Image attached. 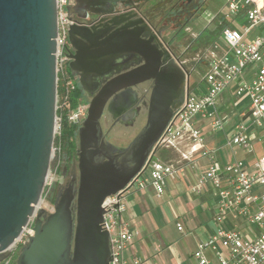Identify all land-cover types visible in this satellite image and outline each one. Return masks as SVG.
Here are the masks:
<instances>
[{
	"label": "water",
	"instance_id": "95a60500",
	"mask_svg": "<svg viewBox=\"0 0 264 264\" xmlns=\"http://www.w3.org/2000/svg\"><path fill=\"white\" fill-rule=\"evenodd\" d=\"M123 3V12H109L108 31L117 26L120 32L97 35L102 39L97 48L70 54V67L81 73L82 84L91 80L95 86L79 127V174L75 171L58 192L53 211L42 206L37 212L31 237L15 264H113L103 202L149 164L185 101L178 98L190 74L176 59L164 61L152 39L145 38L139 2ZM67 29L74 47L76 40H89L78 24L68 21ZM57 33L56 0H0V261L8 257L42 200L50 170ZM123 55H141L147 63L102 84L108 74L105 63ZM148 79L154 80V87L145 124L124 150L102 142L100 118L109 98Z\"/></svg>",
	"mask_w": 264,
	"mask_h": 264
},
{
	"label": "built area",
	"instance_id": "2783aa9c",
	"mask_svg": "<svg viewBox=\"0 0 264 264\" xmlns=\"http://www.w3.org/2000/svg\"><path fill=\"white\" fill-rule=\"evenodd\" d=\"M72 3L73 0H56L57 99L52 152L54 154L58 150L59 155L61 145L56 143V139L62 134L64 121L80 127L89 108L84 97H79L75 106H71L72 94L78 87L69 69L68 58H65L68 54L67 24L68 21L74 23L68 12ZM212 17L220 18L223 29L221 40L212 43L204 52L207 60V69L201 81L204 86H193L189 79L185 101L166 126L159 147L170 146L179 139L188 138L193 148L201 151L209 162L195 189L200 190L205 183H210L218 195L212 213L218 227L199 242L193 253L196 263L264 264V154L254 161L252 172L247 170L241 159L223 165L218 161L217 150L206 146L202 125L199 123L203 121L212 130L225 128L230 113H224L226 106L222 98L230 91L235 96L232 109L240 115V119L234 124L227 143L252 153L254 140L264 139V0H225L222 8ZM59 80L63 89L60 93ZM245 101L247 105L237 111ZM184 172L185 166L181 163L152 158L124 189L105 198L104 218L110 234L113 264H129L126 251L136 235L134 226L123 218L129 194L151 186L156 195L161 197L165 192L167 178L183 175ZM224 180L226 186L223 185ZM39 210L40 203L23 227L8 257L0 261V264H12L20 246L28 243ZM228 212H232L234 218L246 219L256 227L257 233L246 237L236 227H224L222 223L227 219ZM178 229L182 231L183 226L178 224ZM207 249L212 251L215 260L207 255ZM133 264H140V259H134Z\"/></svg>",
	"mask_w": 264,
	"mask_h": 264
},
{
	"label": "crops",
	"instance_id": "0c3cea01",
	"mask_svg": "<svg viewBox=\"0 0 264 264\" xmlns=\"http://www.w3.org/2000/svg\"><path fill=\"white\" fill-rule=\"evenodd\" d=\"M234 100L235 96L230 91L222 98L225 108H230L226 125L232 130L240 119V115L232 109ZM199 123L202 125L206 146L217 150V158L221 164L241 159L249 172L254 170L255 160L252 162V159L239 157L233 145L224 140V136L228 140L227 132L220 134L203 121ZM158 150H161L158 159L181 163L185 166V172L177 177H168L165 192L159 198L151 186L129 194L123 218L134 226L136 235L126 251V257L129 264H133L136 258L140 259V264H197L193 253L199 242L218 227L212 217L218 195L210 183H205L200 190L195 189L201 175L208 168V159L201 151L193 148L188 138L179 139L170 146H161ZM223 185H227L226 180ZM178 224L183 226L182 231L178 229ZM222 225L236 227L246 237L257 233L254 225L242 217L234 218L232 212H228ZM188 234H193L192 238ZM206 253L215 260L211 250L207 249Z\"/></svg>",
	"mask_w": 264,
	"mask_h": 264
},
{
	"label": "flooded vegetation",
	"instance_id": "af4514ba",
	"mask_svg": "<svg viewBox=\"0 0 264 264\" xmlns=\"http://www.w3.org/2000/svg\"><path fill=\"white\" fill-rule=\"evenodd\" d=\"M123 2H139L138 5L141 7L145 19L143 25L145 38L150 37L152 39V43L162 54L164 61L168 62L171 58H174L189 73L185 61L182 60L179 48L186 44L183 51H181V53H185L189 51L194 42L198 41L201 33L199 36L193 37L191 42H188L187 27L199 17L204 0H73L70 5L73 6L70 16L74 20V24H78L80 30L89 36V40H76L77 46L74 47L69 33L66 41V50L69 56L68 66L76 79L77 86L82 88L83 96L89 102L94 96L91 93L95 87L94 82L87 81L88 87L82 84L80 80L81 73L73 71L70 67L72 61L70 54L97 48L102 39L97 40L96 36L105 34L109 29V19L112 17L109 12L115 11L117 14L123 12L126 7ZM120 30L116 26L108 31L107 35L115 31L118 33ZM146 63V58L141 55H123L115 59H109L105 63V72L108 71V74L101 78V82L104 84ZM81 66L84 68V65ZM93 68L98 69V66L95 65ZM153 87L154 80L148 79L137 83L131 88L121 89L109 98L100 118L103 129L102 142H110L121 150H124L130 144L136 135L127 140L130 131L135 129L144 117L147 118ZM187 88L188 84L185 83L178 100L184 101ZM118 153L119 151L112 152V154ZM78 163L79 156L73 161H65L63 164L62 176L67 178L68 182L72 179L75 171L77 175L79 174ZM64 186L58 189L57 194Z\"/></svg>",
	"mask_w": 264,
	"mask_h": 264
},
{
	"label": "rangeland",
	"instance_id": "374dc122",
	"mask_svg": "<svg viewBox=\"0 0 264 264\" xmlns=\"http://www.w3.org/2000/svg\"><path fill=\"white\" fill-rule=\"evenodd\" d=\"M224 3L225 0H204V2L202 3L203 5L199 12V17L196 20H194L192 23H190L187 27V35H189L188 42H191L193 37L199 36L200 33H202V37L201 38L199 37L198 41L194 42L192 44V47L189 49V51L185 53H181V51H183L186 44H184L183 47L179 48L180 55H182V60L185 61V64L190 73L191 84L193 86H199V87L204 86L201 83L203 75L207 69V60L204 55V52L207 49V47L210 46L212 43L221 40L222 29H223L220 18L219 17L213 18L212 16L222 8ZM215 37L218 38L215 39ZM245 100L247 101V99ZM86 101L89 103L88 100ZM246 101L244 102L243 105H241L237 109V111H241L245 107V105H247ZM229 111L230 108L224 109V113H227ZM145 122H146V118L144 117L143 120L139 123V125L135 129L130 131L126 139L127 140L129 138L131 139V137L137 134V132L141 129V127L145 124ZM216 131H218V133L220 134H224L225 131L228 133L229 136L232 133V129L230 128L229 125H226L224 130H220V131L216 130ZM78 134H79V130H78ZM225 139L227 142V138L224 136V140ZM233 148H235L238 151L239 157L248 160L252 159L253 162L262 154H264V139L255 141L254 150L252 153L249 154L237 145H233ZM160 151L161 150H157L156 154L154 155V159H157V157L160 154ZM60 158H62V160L59 161ZM63 160L64 158L61 157L58 153V150H56V152H54L51 158L50 170L47 176L46 184L44 186L42 200L40 202V208L44 206L47 208L48 212L54 210V202L50 199V197L55 195L58 189L64 186L68 182V179L64 178L61 172V168L64 162ZM192 235L193 234H188L189 238H192ZM192 246L195 247L194 245Z\"/></svg>",
	"mask_w": 264,
	"mask_h": 264
},
{
	"label": "trees",
	"instance_id": "16d2710c",
	"mask_svg": "<svg viewBox=\"0 0 264 264\" xmlns=\"http://www.w3.org/2000/svg\"><path fill=\"white\" fill-rule=\"evenodd\" d=\"M200 38L202 37V33L199 36ZM218 37H215V39ZM213 39V40H215ZM71 71V70H70ZM61 87V81L59 80L58 82V92L60 93L62 91ZM79 97H84L83 96V90L80 86L77 87L76 91L73 92L72 97H71V106H75L77 103ZM79 127H74L67 123V121H64L63 123V130L61 136H59L56 139V143L61 145V153L60 156L64 158V163L65 161H73L78 157V149H79V134H78ZM154 159V157H153ZM62 160V158H60ZM63 163V164H64ZM63 169V165L61 168V172ZM57 196V192L55 195L51 196L50 199L54 202L55 198ZM23 246H20L18 251L16 252L12 264H15L19 255V252L21 251Z\"/></svg>",
	"mask_w": 264,
	"mask_h": 264
},
{
	"label": "bare ground",
	"instance_id": "6f19581e",
	"mask_svg": "<svg viewBox=\"0 0 264 264\" xmlns=\"http://www.w3.org/2000/svg\"><path fill=\"white\" fill-rule=\"evenodd\" d=\"M17 240H18V238H17ZM17 240H16V241H17ZM16 241H15V242H16ZM14 244H15V243H14Z\"/></svg>",
	"mask_w": 264,
	"mask_h": 264
}]
</instances>
